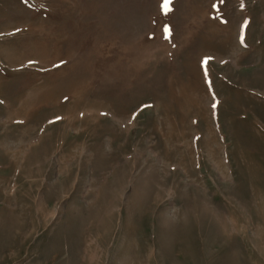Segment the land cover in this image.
Returning <instances> with one entry per match:
<instances>
[{"label": "rangeland", "instance_id": "obj_1", "mask_svg": "<svg viewBox=\"0 0 264 264\" xmlns=\"http://www.w3.org/2000/svg\"><path fill=\"white\" fill-rule=\"evenodd\" d=\"M165 3L0 0V264H264V0Z\"/></svg>", "mask_w": 264, "mask_h": 264}, {"label": "snow or ice", "instance_id": "obj_2", "mask_svg": "<svg viewBox=\"0 0 264 264\" xmlns=\"http://www.w3.org/2000/svg\"><path fill=\"white\" fill-rule=\"evenodd\" d=\"M170 2V0H166V3H165V10L166 11H170V9L168 8V3ZM165 32H166V38H167V34H170V30L166 27L165 28ZM243 43V40L241 41ZM209 62L208 58H206L204 61H203V64L204 65H207ZM63 63V62H61ZM207 74V73H206ZM213 108H215V104L213 105ZM57 119H60L59 117H57Z\"/></svg>", "mask_w": 264, "mask_h": 264}]
</instances>
